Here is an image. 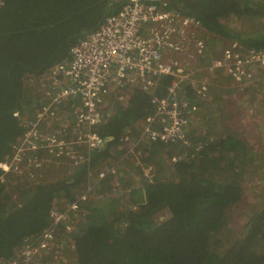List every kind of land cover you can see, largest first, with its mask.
I'll return each mask as SVG.
<instances>
[{"label":"trees","instance_id":"obj_1","mask_svg":"<svg viewBox=\"0 0 264 264\" xmlns=\"http://www.w3.org/2000/svg\"><path fill=\"white\" fill-rule=\"evenodd\" d=\"M111 1L5 0L0 6V161L9 158L16 137L24 131L23 109L31 115L35 111L36 95L27 84L29 79L41 77L66 61L71 46L98 29L113 12ZM169 8L195 17L221 44L234 41L246 48L264 50V30L259 28L264 20V0H169ZM234 18L240 19V24ZM212 81L207 99L195 102L204 120L200 134L194 138L198 150L184 143L140 144L138 151L142 149L140 154L155 167L152 177L138 170L139 188L130 192L139 197L134 199V208L123 212L121 224L114 225L106 219L105 210L90 198L85 205L93 215L85 223L77 222L73 234L62 231L64 245L45 259L47 264L58 260L60 254L62 261L73 245L71 258L76 257L77 264L264 263V254L257 248L264 235V206L242 226V235L230 240L228 246L215 249V238L229 226L230 208L243 197L240 162L259 151V145L249 138L263 136L264 124L262 127L248 122L241 129L242 124L233 122L232 102L226 100V92H220L222 78L215 76ZM166 85L168 79L160 80L156 93L163 94ZM257 88L248 87L243 94H259ZM151 98V94L132 88L126 101L113 105L109 120L100 128L104 137L113 139L93 154L97 174L124 159L139 135L137 124L152 111ZM255 112L252 115L260 113L263 123L264 109L255 108ZM159 151L168 155V164L157 162ZM180 153L190 158H178ZM126 159L124 170L132 166ZM88 172L85 165L67 180L36 179L29 185L24 183L31 180L30 176L8 173L0 179V261L12 258L26 240L43 234L51 223V209H62L77 199L80 193L76 190L87 182ZM95 177L96 186L101 187L93 191L98 193L96 198L101 191L116 189L117 180L119 184L123 181L118 173H109L104 181ZM107 204L116 208L120 202L115 198ZM163 210H168L170 216L158 222L156 215Z\"/></svg>","mask_w":264,"mask_h":264},{"label":"built area","instance_id":"obj_2","mask_svg":"<svg viewBox=\"0 0 264 264\" xmlns=\"http://www.w3.org/2000/svg\"><path fill=\"white\" fill-rule=\"evenodd\" d=\"M4 3L0 0V6ZM111 4L113 12L71 46L66 61L29 79V85H35L31 87L35 111L21 116L24 131L0 168V179L8 173L31 177L35 169L68 160L73 168L89 167L87 185L71 204L51 209V223L42 235L0 264H47L45 258L63 244L62 231L73 234L77 224L73 213L93 195L98 180L91 181L93 153L113 139L104 137L100 128L109 120L113 105L127 99L129 90L152 95V111L137 124L139 135L131 150L144 142L184 143L192 148L204 122L195 102L207 98V73L224 71L240 93L264 83V50L234 41L210 65L194 68L206 57L205 38L212 34L195 17L170 9L169 0H112ZM164 78L168 85L159 95L156 90ZM115 164L99 171V180L117 174Z\"/></svg>","mask_w":264,"mask_h":264},{"label":"rangeland","instance_id":"obj_3","mask_svg":"<svg viewBox=\"0 0 264 264\" xmlns=\"http://www.w3.org/2000/svg\"><path fill=\"white\" fill-rule=\"evenodd\" d=\"M234 20L238 24H240V22H241L240 19L237 20L234 18ZM262 21H263V23L259 26V28L264 30V20H262ZM205 40L208 44L207 49L209 51V56L207 58H203V59L198 60L194 64V66H193L194 68L205 66L213 57H215L216 55L220 56L223 51H225L226 49H228L231 46V44H230L231 41L221 44V42L219 41L218 38H216V36L215 37L208 36V38H205ZM221 41H222V39H221ZM211 46L214 47V52H213V49L211 48ZM224 77H225V85L223 86V88H220V92H222L223 94L226 92L225 93V95L227 96L226 100L231 101L232 99H229V98H232V96H238V93L233 89V85L230 82L231 79L225 73H224ZM208 80L210 82V77L208 78ZM27 84L29 85L28 82H27ZM263 85H262V87L264 89ZM34 86L35 85H31L30 87H34ZM216 91L218 92V90H216ZM251 95H253V94H251ZM252 98H253L252 104L256 108L257 111L264 109V92H260L259 94H254ZM114 103L115 102H113V104ZM254 107H251V108L254 109ZM240 111L241 110L236 111L235 114L239 113ZM207 112H208V107H207ZM252 112L256 113L255 110H253ZM205 113H206V111H205ZM21 114L31 115V114L26 113V109H23ZM72 115H74V114L72 113ZM237 119H238L237 124L238 125L242 124L243 127H242V125L241 126L239 125V126L241 127V129H244L247 125V121L245 120V117H243L242 114H239L237 116ZM208 123L210 125L212 124L211 121ZM257 123H259V125L262 124L261 122H257ZM226 124H228V123H225V126H226ZM262 127H263V125H262ZM222 134H220V135H222ZM249 141L253 144H256L257 147L259 145V148H258L259 151L255 152V153L253 152V155L248 157L245 162H240L238 170L240 171V174H241L239 176V180L242 183L243 197H242L240 202H238L237 204H234L230 208V210L228 212V219H227V224H229V226H226L223 229V231L215 238V241H214L215 242L214 243L215 249H220L221 246L223 247L224 244L227 245L228 242H230V240L232 241L234 238H237L240 235H242L243 231H244V230H242V228H243L242 226H244L245 223H247V221H249L251 216H253L254 213H256V211L261 210L264 206V135L263 136L258 135V136H255V138H249ZM134 143H135V141L131 142V146L129 147L128 151L126 152L124 159H122L121 161H118V162H114L117 164V166L115 164L116 169L120 170L117 173L119 174V179L123 180L121 185L117 186L119 184L118 180H117L115 182V184H116L115 187H117V188L113 189V190H115L114 192L110 187L109 190L106 189L107 191H105V190L101 191L97 198L96 197L94 199L92 198L95 201L96 205H98L100 208L105 210L106 219L109 220L114 225L121 224V222H119L120 219L122 220L121 214L123 212H128L129 211L128 209H130V208L133 209L134 208V204H133L134 199L139 198L138 196L133 197L130 195L131 190L132 189H138L139 185H140L139 177H138V172H139L138 170L143 169L144 173L147 176H149V177L153 176L152 170L155 166L150 165L148 163L147 159L144 158L143 155L140 154V151H138L139 149L135 148V149L131 150ZM143 145H145V144H142V146ZM197 150H198V148L195 149V151H197ZM139 154H140V156H139ZM157 154H158L156 156L157 162L163 161V162H166L168 164V158H167L168 155L165 152L159 151ZM178 155H179V156H177L178 158H182V159L190 158L185 153H183V154L180 153ZM125 159H126V161L128 160L130 165L132 164L131 169L128 166V168L124 170L125 164H123V163L125 162ZM109 163L110 162H108L107 164H109ZM241 164L244 166H242ZM134 165H136V167L133 169ZM46 167L43 169H35V170H37L36 171L37 175L40 172L42 173V174H40L41 176L37 177L36 174H31V180H27V182L24 184L25 185H29L31 183L34 184L37 182L36 179H41L40 181L47 180V182L67 180L74 173V171L72 170L74 168H68V169L63 170V168L56 166V165L48 166L49 168H46ZM96 180H97V177H95V173H93L92 177H91V181L96 182ZM85 184L86 183L82 184L81 188H79L78 191L76 190V192L78 194L80 193L79 196L83 193V190L86 186ZM24 187H27V186H24ZM126 187H128V189H126ZM100 189H101V187L99 186L98 189L96 190V192ZM115 198H117L119 200L120 205L117 206L116 208H112L109 206V204H107V202H109L110 199H115ZM85 204H86V202L83 204L82 207L80 206V210L77 213H75V212L73 213V214H76L75 218H77L76 222H78V224L79 223H85L88 220L87 217L89 215H93V212L91 210H88L87 205H85ZM84 207H86V209ZM169 216H170L169 211L163 210L156 215V220L158 222H161V221H164L165 219H167ZM123 222H124V217H123ZM257 248L260 251V253L264 254V235L263 234L260 236V240L258 242ZM71 257H72V254L70 255V258ZM61 262L66 263V264H77L76 263V257L73 259L72 258L68 259V261H59V258H58V260L54 259V262H52L51 264H62Z\"/></svg>","mask_w":264,"mask_h":264},{"label":"clouds","instance_id":"obj_4","mask_svg":"<svg viewBox=\"0 0 264 264\" xmlns=\"http://www.w3.org/2000/svg\"><path fill=\"white\" fill-rule=\"evenodd\" d=\"M189 16V15H188ZM209 33H211V32H209ZM212 34V36L213 37H215V34L214 33H211ZM206 52V57H203V58H207L208 56H209V51H208V49L205 51ZM217 57V55L215 56V57H213V58H216ZM203 58H201V59H203ZM212 58V59H213ZM211 59V60H212ZM211 60L205 65V66H208V65H210V62H211ZM205 66H203V68L205 67ZM224 71H222V70H217V71H214L213 73H207V76L206 77H210V82H209V84H210V86H209V90H210V87L212 86V84H213V81H212V78H214L215 76H216V78H217V76H218V78H222V82H223V86L225 85V77H224ZM207 78V79H208ZM231 79V78H230ZM231 83H232V85H233V89L238 93V95H240V94H243V93H240L239 91H238V89L236 88V87H234L235 85L233 84V82H232V80L230 81ZM247 91V90H246ZM209 93V92H208ZM208 96V95H207ZM207 99V98H206ZM106 148V147H105ZM105 148H103V149H105ZM96 151H98V150H96ZM94 154V153H93ZM5 161V160H4ZM93 161H94V156H93ZM93 161H92V163H91V168L92 169H94V173H96L95 175L96 176H98L97 175V168L96 167H93ZM66 162H69L68 160H66V161H64V162H56V161H54L53 163H50V164H48V165H46V166H52V165H56V166H59V167H61V168H63V170H65V169H68V168H73V166H71L70 164H68V163H66ZM85 166V165H84ZM87 166V165H86ZM81 167H83V166H81ZM81 167H78V168H81ZM78 168H74V169H72L73 171H75V170H77ZM89 173V172H88ZM107 178V177H106ZM106 180V179H105ZM104 181V180H103ZM87 183V182H86ZM85 185H87V184H85ZM121 184H118L117 186H120ZM97 187H99V186H96V190L98 189ZM115 190H113V192H114ZM98 193H93V195L90 197V198H95V196L97 195ZM99 196V195H98ZM89 198V199H90ZM88 199V200H89ZM83 204V203H82ZM30 240H32V239H29V240H26L23 244H25V243H27L28 241H30ZM63 240V238H62V236H61V241ZM22 244V245H23ZM62 245H64V242H63V244ZM75 247H72V246H70V249H71V251H69V252H67V253H64V257L63 258H65V259H63L62 261H68V258L70 257V255H71V253L73 254L74 253V251H75V249H74ZM17 253V252H16ZM55 252H50L49 253V255H48V257L50 256V255H52L53 256V254H54ZM61 255L62 254H60V255H58V258H60L61 257ZM56 257V256H55ZM47 258V257H46ZM45 258V259H46ZM9 260V259H8ZM51 261V260H50ZM45 262H46V260H45ZM52 262H54V260H52Z\"/></svg>","mask_w":264,"mask_h":264},{"label":"crops","instance_id":"obj_5","mask_svg":"<svg viewBox=\"0 0 264 264\" xmlns=\"http://www.w3.org/2000/svg\"><path fill=\"white\" fill-rule=\"evenodd\" d=\"M263 83L261 84L260 87H258L257 89H259V91L261 92H264V89L262 87ZM247 93V92H246ZM253 95L251 94H240L238 96H232V98H229V99H232L231 102H232V105H231V110L233 111V114H234V120L233 122H237L238 119H237V116L239 114H242L243 117H245V120L247 121V123L249 122H260V115L259 114H256V115H252V114H255L253 113L252 111L255 110V108H251V106L253 105ZM257 99V98H256ZM241 110L239 113L235 114L236 111H239ZM203 115V113H201ZM248 123V124H249ZM264 124V122L262 123ZM262 124H260L262 126ZM263 135H264V132H263ZM142 150V149H141ZM141 153V152H140Z\"/></svg>","mask_w":264,"mask_h":264},{"label":"water","instance_id":"obj_6","mask_svg":"<svg viewBox=\"0 0 264 264\" xmlns=\"http://www.w3.org/2000/svg\"><path fill=\"white\" fill-rule=\"evenodd\" d=\"M140 152H142V150H140ZM3 162H4V160L0 161V168H1L2 164H3Z\"/></svg>","mask_w":264,"mask_h":264}]
</instances>
